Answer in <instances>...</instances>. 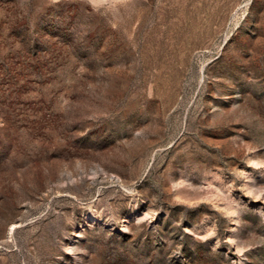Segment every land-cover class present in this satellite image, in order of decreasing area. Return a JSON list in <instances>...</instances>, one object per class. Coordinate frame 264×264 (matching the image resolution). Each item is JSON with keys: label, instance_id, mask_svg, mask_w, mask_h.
I'll return each mask as SVG.
<instances>
[{"label": "rangeland", "instance_id": "1", "mask_svg": "<svg viewBox=\"0 0 264 264\" xmlns=\"http://www.w3.org/2000/svg\"><path fill=\"white\" fill-rule=\"evenodd\" d=\"M0 264H264V0H0Z\"/></svg>", "mask_w": 264, "mask_h": 264}]
</instances>
